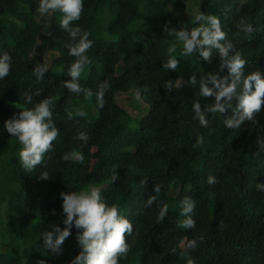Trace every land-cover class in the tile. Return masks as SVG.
<instances>
[{
    "label": "trees",
    "instance_id": "1",
    "mask_svg": "<svg viewBox=\"0 0 264 264\" xmlns=\"http://www.w3.org/2000/svg\"><path fill=\"white\" fill-rule=\"evenodd\" d=\"M191 1L195 0H84L82 18L73 27L89 31L93 41L88 76L79 81L94 93L86 98L64 88L71 79L67 72L54 70L69 67L75 59L65 47L69 35L59 25L62 14H52L48 47L58 55L48 62L37 52L46 38L44 25L34 14L39 0H0V50L12 57L10 75L0 80V264L40 260L71 264L82 250L75 226L60 254L46 251L41 237L53 225L65 227L61 193L90 186L103 188L107 202L117 205L133 223V235L127 237L131 251L119 264H264V191L257 189L264 183V151L257 142L264 136V108L256 117L258 123L246 121L236 130L227 128L219 115L209 116L214 129L210 132L200 126L192 106L197 101L202 106L214 102V97L199 96V80L210 72L228 75L227 69L219 70V55L214 52L209 63L197 53L196 64L202 71L190 72L180 87L179 69L163 68L172 46L164 28H174ZM196 1L186 29L198 26L193 22L198 14L218 17L248 63L245 74L264 73V0ZM241 19L253 26L251 37L236 35ZM134 24L136 31L131 29ZM103 26L116 40L97 37L96 31L104 33ZM38 64L48 68L42 80L33 73ZM194 74L196 85L190 82ZM105 80L110 87L101 109L95 92ZM168 80H173L172 91L164 88ZM37 89L40 96L34 95ZM133 89L149 105V113L140 119L139 129L127 130L118 96ZM25 92L33 94V104L25 103ZM47 97L55 98L52 111L59 136L46 165L28 174L19 162L22 145L7 132L5 122ZM89 99L98 109L96 121L89 122L86 116L68 118ZM80 131L88 134L87 144L74 139ZM200 135L204 145L194 147ZM73 150L83 152V163L62 159ZM89 160L92 165L86 172ZM45 171L50 178L42 180L40 173ZM114 173L119 176L115 182ZM209 176L216 183L209 184ZM155 185L160 186L158 194ZM151 195H156V202L146 208ZM185 198L195 201L192 229L178 226L186 219L181 215ZM164 204L168 212L158 222ZM193 239L195 249L188 247ZM1 243L6 249L1 250Z\"/></svg>",
    "mask_w": 264,
    "mask_h": 264
},
{
    "label": "clouds",
    "instance_id": "2",
    "mask_svg": "<svg viewBox=\"0 0 264 264\" xmlns=\"http://www.w3.org/2000/svg\"><path fill=\"white\" fill-rule=\"evenodd\" d=\"M83 11L84 0H39L37 8L41 17L57 12L62 14L59 25L69 35V43L65 47L69 50V56L75 58L67 69L71 79L64 82V88L72 94L87 98L94 93L91 89L83 87L79 81L86 67L92 63L88 52L93 47V41L89 39L91 35L89 31L79 26L73 27V24L81 20ZM193 22L198 26L191 29L183 27L169 29L165 26L164 31H168L174 40L168 49L169 58L167 63L163 64V68L176 71L180 66V60L172 55L177 51V45H182L181 56L190 57L199 53L200 57L209 63L214 58V52L219 55V70L223 72L227 69L228 75L220 77L217 73L211 72L201 75L199 96L205 100L211 97L215 99L213 103L203 104V106L199 101L193 104V111L200 126L213 132L209 116L215 119L217 115L222 117L224 125L232 130L240 129L246 121L258 123L256 117L264 108V73L254 71L245 74L248 63L236 50L228 34L222 30L218 17L201 13L194 17ZM253 32V26L241 19L237 25L236 35L244 33L251 37ZM11 68V55L7 51L0 50V80L10 75ZM47 72L48 68L45 64H38L33 70L39 80H42ZM190 82L196 85L195 74L190 77ZM210 84L212 87L209 86ZM109 87V82L105 80L98 85V90L95 92L101 109L105 105L104 96ZM173 87V80H168L164 85V88L169 91H172ZM34 95L40 96V90H35ZM23 99L26 104H33L32 93L25 92ZM54 103V97H47L31 108L19 111L5 122L7 132L17 138L22 145L19 151V162L25 173L31 174L38 166L46 165L47 154L54 151L53 142L59 136V129L55 126L52 111ZM74 115L83 118L87 113L83 107H80L74 112H69L68 118L72 119ZM74 139L87 144L89 136L86 132L80 131ZM257 142L260 150L264 151V136L259 137ZM203 145L204 137L200 135L194 147H203ZM62 159L65 162L83 163L84 154L82 151L73 150L65 153ZM49 178L48 172L40 173V179ZM118 178V174L114 173L111 180L115 182ZM208 183H216V178L209 176ZM154 189L158 194L160 186L155 185ZM257 189L264 191V183L258 184ZM61 198L63 214L66 217L63 221L65 227L61 229L59 225H53L51 231L46 230L42 233V247L46 251L60 254L65 240L71 236V229L75 226L78 230L77 241L82 250L71 264H119L122 258L128 256L132 245L128 243L127 237L133 235V223L122 215L117 205H110L107 202L99 187L90 186L80 191L62 192ZM155 202L156 195H151L145 207L150 208ZM182 205L181 215L186 219L178 226L192 229L196 223L191 215L195 211V201L185 198ZM167 212V204L159 208L158 222L165 218ZM188 247L195 249L197 241L193 239ZM38 264H45V261L40 260ZM190 264L193 262L190 261Z\"/></svg>",
    "mask_w": 264,
    "mask_h": 264
},
{
    "label": "rangeland",
    "instance_id": "3",
    "mask_svg": "<svg viewBox=\"0 0 264 264\" xmlns=\"http://www.w3.org/2000/svg\"><path fill=\"white\" fill-rule=\"evenodd\" d=\"M196 0L195 1H191L189 8L186 12V14L182 17L179 18L178 24L176 26H174V28L176 29H180L181 27L186 28V24H187V19L189 18L190 12L192 10V8H194V6H196ZM39 7V4H38ZM37 7V8H38ZM37 8L35 11V15L37 16V18L42 22V24L44 25V32H45V40L42 41V43L39 45V47L37 48V52L39 54H41L43 57H45V59L50 62L52 60V58L54 56H57L58 54L52 50L49 49L48 47V37L50 36V28H51V24H52V14L46 17H41L39 16V13L37 12ZM10 20V19H9ZM13 20V19H12ZM15 21V23H17L19 26H24V22H22L19 19H15L13 20ZM104 31V33L101 35L98 34V31H96L97 37L99 38H103L106 40H116L115 37L110 36L106 31H105V27H101ZM136 24L132 25L131 29L134 31H136ZM136 38H138L136 36ZM174 37L171 36V44L173 43ZM182 45H177V51L175 53H172V55H175L177 59L180 60V66L178 67L180 73H181V78L179 80V83H181V85L183 83H185V81L187 80V76L190 72L192 71H202L200 69V67L196 64V59H197V54L190 56V57H184L180 55V51ZM98 67V73L102 74V67L100 64L97 65ZM68 67H58L55 68L54 70L56 72H67ZM89 73V69H85V71L82 73L81 77L86 78L88 76ZM139 97V98H138ZM118 102L119 105L121 106V108L124 111V118H125V124L127 126V130H137L139 129V121L140 119H142V117L146 116L149 113V105L144 102V100L140 97L139 93L137 92V90L133 89L129 92L126 93H121L118 96ZM84 110L86 111L87 115H86V119L89 122H94L98 119L99 117V113H98V109L94 106V103L92 102L91 99H89L85 106H84ZM91 165H92V160H89L86 165L84 166L85 171L89 172L91 169ZM103 189V188H100ZM54 199V198H52ZM3 240V239H2ZM5 244L1 243V250L6 249L5 248Z\"/></svg>",
    "mask_w": 264,
    "mask_h": 264
}]
</instances>
